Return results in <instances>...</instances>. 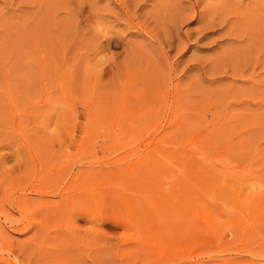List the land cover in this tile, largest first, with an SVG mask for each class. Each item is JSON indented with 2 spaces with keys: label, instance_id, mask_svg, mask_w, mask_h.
I'll return each mask as SVG.
<instances>
[{
  "label": "rangeland",
  "instance_id": "obj_1",
  "mask_svg": "<svg viewBox=\"0 0 264 264\" xmlns=\"http://www.w3.org/2000/svg\"><path fill=\"white\" fill-rule=\"evenodd\" d=\"M0 264H264V0H0Z\"/></svg>",
  "mask_w": 264,
  "mask_h": 264
},
{
  "label": "bare ground",
  "instance_id": "obj_2",
  "mask_svg": "<svg viewBox=\"0 0 264 264\" xmlns=\"http://www.w3.org/2000/svg\"><path fill=\"white\" fill-rule=\"evenodd\" d=\"M97 242V241H96Z\"/></svg>",
  "mask_w": 264,
  "mask_h": 264
}]
</instances>
